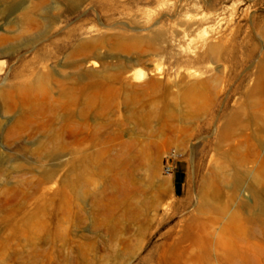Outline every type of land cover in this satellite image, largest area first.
Instances as JSON below:
<instances>
[{
	"label": "rangeland",
	"instance_id": "obj_1",
	"mask_svg": "<svg viewBox=\"0 0 264 264\" xmlns=\"http://www.w3.org/2000/svg\"><path fill=\"white\" fill-rule=\"evenodd\" d=\"M0 264H264V0H0Z\"/></svg>",
	"mask_w": 264,
	"mask_h": 264
},
{
	"label": "built area",
	"instance_id": "obj_2",
	"mask_svg": "<svg viewBox=\"0 0 264 264\" xmlns=\"http://www.w3.org/2000/svg\"><path fill=\"white\" fill-rule=\"evenodd\" d=\"M171 158H168L164 165V172L167 175H171L173 171L176 169V165L173 160L170 161Z\"/></svg>",
	"mask_w": 264,
	"mask_h": 264
},
{
	"label": "bare ground",
	"instance_id": "obj_3",
	"mask_svg": "<svg viewBox=\"0 0 264 264\" xmlns=\"http://www.w3.org/2000/svg\"><path fill=\"white\" fill-rule=\"evenodd\" d=\"M91 64L95 66L96 62L92 61ZM201 253H203V255H202L203 258H206V257L211 255V251L208 248L203 249V251Z\"/></svg>",
	"mask_w": 264,
	"mask_h": 264
},
{
	"label": "crops",
	"instance_id": "obj_4",
	"mask_svg": "<svg viewBox=\"0 0 264 264\" xmlns=\"http://www.w3.org/2000/svg\"><path fill=\"white\" fill-rule=\"evenodd\" d=\"M176 177V176H175Z\"/></svg>",
	"mask_w": 264,
	"mask_h": 264
}]
</instances>
